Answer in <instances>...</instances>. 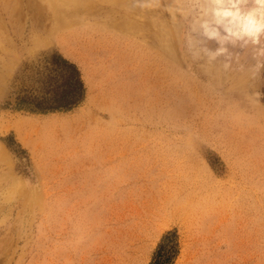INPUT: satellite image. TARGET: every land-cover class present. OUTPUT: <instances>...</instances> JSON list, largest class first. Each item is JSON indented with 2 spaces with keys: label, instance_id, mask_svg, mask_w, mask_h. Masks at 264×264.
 Returning <instances> with one entry per match:
<instances>
[{
  "label": "rangeland",
  "instance_id": "1",
  "mask_svg": "<svg viewBox=\"0 0 264 264\" xmlns=\"http://www.w3.org/2000/svg\"><path fill=\"white\" fill-rule=\"evenodd\" d=\"M67 1L0 11V264H151L173 230L171 264H264V137L249 110H264V56L190 50L192 0ZM55 3L83 15L74 50L45 33ZM53 52L78 67L84 101L6 108ZM12 182L25 192L6 199Z\"/></svg>",
  "mask_w": 264,
  "mask_h": 264
},
{
  "label": "clouds",
  "instance_id": "2",
  "mask_svg": "<svg viewBox=\"0 0 264 264\" xmlns=\"http://www.w3.org/2000/svg\"><path fill=\"white\" fill-rule=\"evenodd\" d=\"M189 48L195 44L209 60L228 52L231 47L252 46L264 56V0H192ZM200 37L201 39H196ZM214 42L213 50L207 47Z\"/></svg>",
  "mask_w": 264,
  "mask_h": 264
},
{
  "label": "trees",
  "instance_id": "3",
  "mask_svg": "<svg viewBox=\"0 0 264 264\" xmlns=\"http://www.w3.org/2000/svg\"><path fill=\"white\" fill-rule=\"evenodd\" d=\"M264 75V74H263ZM36 88L18 96L11 106L14 111L35 115L69 112L85 99V87L78 67L58 52L48 54L36 71ZM264 102V85L261 89ZM176 231L166 232L158 245L151 264H171L177 253Z\"/></svg>",
  "mask_w": 264,
  "mask_h": 264
},
{
  "label": "bare ground",
  "instance_id": "4",
  "mask_svg": "<svg viewBox=\"0 0 264 264\" xmlns=\"http://www.w3.org/2000/svg\"><path fill=\"white\" fill-rule=\"evenodd\" d=\"M63 1H65V0H63ZM50 2L53 3L54 0H50ZM76 2H77V0H68L67 1V3H70V4L76 3ZM62 4L66 5V2H64V3L62 2ZM25 6H26L25 0H0V11H2L5 14H8L10 11H14V10L22 11L23 8H25ZM50 9L52 11V17L49 21L48 29L45 32L48 36V40L51 43H54L57 46L61 47L62 49H65L68 51L74 50V46H72V42L77 41V37L75 36V32H69V30L71 29V27L75 26L76 24H78L82 21L83 15H81L80 13H78L77 11L72 10V9H67V8L64 9V7L61 6V4L56 5V3L51 5ZM0 16H2V15H0ZM115 24H117V23L115 22ZM85 30L87 31V29H85ZM249 110L255 116L254 122L257 124V128H258L256 130L258 133L257 135L264 137V110L262 108L256 106L255 104L250 105ZM255 110H256V112H255ZM257 135H255V136H257ZM0 158L5 159V155L3 153H0ZM10 178H11V176H10ZM23 192H25L24 185L17 183V182H12L11 186L9 185V188L6 191L5 196H6V199H10V197H9L10 194L14 195V194H19V193H23ZM35 195L36 194L33 192L29 193L28 198H29L30 202L35 200V198H36ZM19 220H20V218H19ZM19 220L17 222H19ZM4 224H5V222H4Z\"/></svg>",
  "mask_w": 264,
  "mask_h": 264
}]
</instances>
